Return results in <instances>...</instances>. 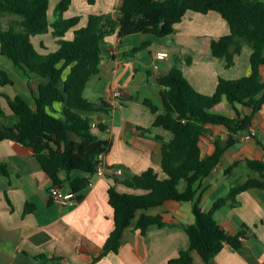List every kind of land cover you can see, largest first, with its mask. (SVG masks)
I'll return each mask as SVG.
<instances>
[{
    "label": "crops",
    "instance_id": "obj_1",
    "mask_svg": "<svg viewBox=\"0 0 264 264\" xmlns=\"http://www.w3.org/2000/svg\"><path fill=\"white\" fill-rule=\"evenodd\" d=\"M121 2L95 0L90 4L88 0H74L64 17H81L77 26L80 28L87 24L90 14H110L116 18ZM57 3L58 0H51L49 15L52 20ZM229 34V24L219 13L189 12L176 25L175 33L167 37L135 34L120 39L118 28L106 36L100 71L88 82L84 96L92 101L103 99L110 104L113 93L122 91L109 114L92 115L95 134L108 142L101 163L107 170L121 171L122 174L107 171L102 176H91L90 184L80 192L81 199L78 200L77 196L74 205L62 206L52 202L53 181L31 148L10 140L0 142V264H178L171 261L190 246L184 227L195 222L194 201L169 200L161 206L139 211L137 218L142 213L161 215L165 226L151 225L143 235L132 225L125 230L117 253H109L98 261L94 259L102 255L115 226L114 210L109 202L110 186L114 185L121 193L143 194V190L129 188L118 179L141 174L149 168L161 174L163 146L173 138V134L153 126L157 116L163 112V87L158 83L159 76L177 66L196 91L211 95L220 78L234 80L252 73V49L249 45L243 46L230 67L224 58L213 56L212 42ZM72 37L71 30L66 38ZM32 40L41 51H55L59 47L51 32L35 36ZM142 45L144 48L135 50ZM160 52L168 56L157 60L155 56ZM0 68L9 72L15 83L14 86L0 88V92L11 98L20 93L27 100L29 97L34 99L39 84L45 81L38 75L23 77L1 52ZM69 72L70 69H66L65 78ZM259 72L264 80V65L260 66ZM145 99L157 107V112L143 103ZM0 104L10 115L8 103L1 95ZM31 106L35 109V104ZM54 110L60 112L62 105L56 103ZM214 112L236 117L238 114L249 115L252 109L242 104L232 106L224 99ZM54 114L58 116V113ZM100 122L106 126L103 131L98 127ZM142 128L151 129V133L144 132ZM251 129L256 134L250 140H243ZM228 136L225 128L209 126L199 143L202 157L206 158L213 152L215 140L225 141ZM237 139L198 185L195 200H199L205 211H210L217 200L227 196L233 186L244 184L249 178L264 181V177L247 163L248 159L264 161V107L254 115L250 129L238 135ZM232 165L231 171L227 172ZM1 167L6 168L7 175ZM78 176L85 174H72L73 178ZM60 177L66 179L67 175L62 173ZM185 187L186 182L181 181L180 190ZM214 218L231 235L243 229L247 233L239 250L226 246L211 264H264V189L242 192L236 197V205L228 202L214 213ZM191 255L193 264H206L196 251Z\"/></svg>",
    "mask_w": 264,
    "mask_h": 264
},
{
    "label": "trees",
    "instance_id": "obj_2",
    "mask_svg": "<svg viewBox=\"0 0 264 264\" xmlns=\"http://www.w3.org/2000/svg\"><path fill=\"white\" fill-rule=\"evenodd\" d=\"M73 1L58 0L52 20L49 15L51 0H0L1 55L9 59L23 77L38 75L45 80L39 84L38 96L34 98L35 109L20 93L11 98L0 92L11 110L7 115L0 104V142L10 140L31 148L53 185L72 190L80 200V192L90 184V177L97 172L96 162L108 147V142L95 134L92 115L109 114L111 105L103 99L92 101L84 96L88 82L100 71L106 36L118 28L120 39L135 34L163 38L174 34L176 25L189 12H217L228 22L230 34L212 42L213 56L224 58L230 67L243 46L249 45L252 49V73L234 80L220 78L211 95L196 91L177 66L159 76L158 83L163 87V112L157 116L153 126L173 134V138L163 146L161 174L149 168L141 174L118 179L129 188L143 190V194L121 193L114 185L110 186L109 202L114 210L115 226L102 255L94 261L109 253H117L125 230L132 225L143 235L151 225L165 226L161 215L142 213L138 218L137 215L139 211L161 206L169 200L194 201L195 217L193 224L184 227L190 240L189 248L182 250L179 257L171 262L193 264L191 252L196 251L206 264H211L226 246L239 250L247 230L243 229L236 235L227 233L216 222L214 213L230 201L236 205V197L244 191L264 189V181L249 178L244 184L233 186L227 196L213 204L210 211L203 210L199 200L195 199L199 183L210 174L223 153L237 142L238 135L250 129L254 115L264 107V80L259 72L260 66L264 65V1L122 0L116 18L110 14H90L87 24L80 28L77 26L81 17H64ZM88 2L93 4L95 0ZM6 15L17 20L3 30L2 19ZM71 30L73 37L66 38ZM50 32L57 39L58 49L39 50L32 38ZM41 47L46 49L43 45ZM68 68L70 72L65 78ZM14 84L9 72L0 68V88ZM224 99L232 106H247L252 113L229 117L214 112ZM56 103L62 105L60 112L54 110ZM143 103L157 112V107L150 100L145 99ZM209 126H221L229 136L225 141L215 140V149L203 158L199 143ZM98 127L103 131L106 126L100 122ZM142 130L151 133V129ZM247 163L264 177V161L248 159ZM1 170L7 175L5 167ZM76 171L83 172L85 176L73 178ZM62 173L67 175L66 179H61ZM181 181L186 182L184 190L179 188Z\"/></svg>",
    "mask_w": 264,
    "mask_h": 264
},
{
    "label": "built area",
    "instance_id": "obj_3",
    "mask_svg": "<svg viewBox=\"0 0 264 264\" xmlns=\"http://www.w3.org/2000/svg\"><path fill=\"white\" fill-rule=\"evenodd\" d=\"M167 56H168L167 53L160 52V53H157L155 57H156L157 60H162V59H165ZM155 68H157V66H155ZM121 94H122V91H118V90H116L113 93V95H112V97H111V99L109 101L111 106L115 105L116 98L120 97ZM255 134H256V131L254 129H251L250 134H248L247 136L243 137V140H250V139L253 138V136ZM101 157H100V161H98L96 174H99V175L102 176L107 171L114 172L117 175H121L122 174L121 171H116V170H114V171L111 170L110 171V170H107L106 167L101 163ZM50 196H51V200H52L53 203L58 204V205H62V206H71V205H74L76 203V201H77V193L73 192L70 189L63 188V187H61L59 185H54L51 188ZM241 239L244 240L242 237H241Z\"/></svg>",
    "mask_w": 264,
    "mask_h": 264
},
{
    "label": "rangeland",
    "instance_id": "obj_4",
    "mask_svg": "<svg viewBox=\"0 0 264 264\" xmlns=\"http://www.w3.org/2000/svg\"><path fill=\"white\" fill-rule=\"evenodd\" d=\"M16 20H17L16 17L10 16V15H6L5 17H3V19H2V28H3V30L8 29L11 25H13L16 22ZM37 96H38V93H35V97H37ZM29 100H30L31 105L34 106V103H35L34 100L35 99H33L32 97H29ZM76 172H80V171H76ZM76 172H74V173H76Z\"/></svg>",
    "mask_w": 264,
    "mask_h": 264
},
{
    "label": "water",
    "instance_id": "obj_5",
    "mask_svg": "<svg viewBox=\"0 0 264 264\" xmlns=\"http://www.w3.org/2000/svg\"><path fill=\"white\" fill-rule=\"evenodd\" d=\"M96 164L98 165V161L96 162Z\"/></svg>",
    "mask_w": 264,
    "mask_h": 264
}]
</instances>
